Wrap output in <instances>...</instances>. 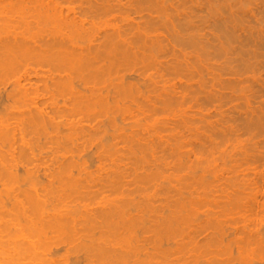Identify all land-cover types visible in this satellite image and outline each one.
<instances>
[{"label":"bare ground","instance_id":"6f19581e","mask_svg":"<svg viewBox=\"0 0 264 264\" xmlns=\"http://www.w3.org/2000/svg\"><path fill=\"white\" fill-rule=\"evenodd\" d=\"M0 264H264V0H0Z\"/></svg>","mask_w":264,"mask_h":264}]
</instances>
